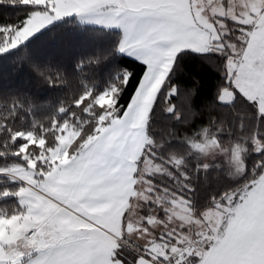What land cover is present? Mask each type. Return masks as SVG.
<instances>
[{
    "label": "snow or ice",
    "instance_id": "6c2138e0",
    "mask_svg": "<svg viewBox=\"0 0 264 264\" xmlns=\"http://www.w3.org/2000/svg\"><path fill=\"white\" fill-rule=\"evenodd\" d=\"M0 6V264H264V0Z\"/></svg>",
    "mask_w": 264,
    "mask_h": 264
},
{
    "label": "trees",
    "instance_id": "16d2710c",
    "mask_svg": "<svg viewBox=\"0 0 264 264\" xmlns=\"http://www.w3.org/2000/svg\"><path fill=\"white\" fill-rule=\"evenodd\" d=\"M18 11V10H17ZM5 15H15L14 11L10 8L0 6V20H3ZM41 51L50 59L58 58L65 64L74 62L73 57L78 56L79 49L66 47L56 38L46 40L41 47ZM123 67H129L133 71L138 70L135 61L129 57H120L117 61ZM193 78L199 81V93L196 101L198 110L203 109L204 104L211 98V94L215 90L216 76L214 72L204 66H201L198 61L189 59L185 61L184 73L180 77L185 86H191ZM14 87H27L37 92L42 98V102L53 99L59 94L58 91H49L47 86L39 83L38 81L30 80L28 76L20 75L13 71L12 66L0 65V88L8 89ZM205 115V119H206ZM199 121H197L198 123Z\"/></svg>",
    "mask_w": 264,
    "mask_h": 264
}]
</instances>
